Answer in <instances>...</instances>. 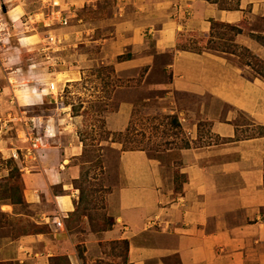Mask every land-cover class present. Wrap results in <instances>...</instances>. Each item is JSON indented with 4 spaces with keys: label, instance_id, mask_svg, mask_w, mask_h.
<instances>
[{
    "label": "crops",
    "instance_id": "0c3cea01",
    "mask_svg": "<svg viewBox=\"0 0 264 264\" xmlns=\"http://www.w3.org/2000/svg\"><path fill=\"white\" fill-rule=\"evenodd\" d=\"M100 1H110L114 12L95 27H111L110 32L104 30L93 39L83 23L82 39L98 43L100 63L113 66L117 78L132 80L136 75L123 72L146 69L141 86L160 93L159 110L173 117L190 136V146L176 155L180 180H174L167 163L146 151L121 150L118 182L106 197L112 224L98 234L84 228L78 241V234L64 225L77 205L71 185L79 175L72 161L82 150L75 134L79 117L59 105L52 107V123L42 121L49 117L31 113L44 95L34 85L27 91L13 85L21 79L16 70L20 69L15 52L19 46L14 44L6 52V63L1 64L9 71L0 67V159L20 152L38 169L22 174V199L28 207L39 209V224L52 225V231L0 236V264H54L59 258L83 264L78 244L85 248V264H90L100 253L99 244L112 242L125 244L126 264H264V136L238 139L235 135L240 130L236 133L234 125L243 115L264 127V84L245 77L225 54L185 48L192 42L205 44L212 21L238 25L242 9L250 2L241 0L240 11L222 10L204 0L87 3ZM235 43L264 56V48L242 33L236 35ZM158 57L165 58L164 80L147 81ZM86 64L83 60L71 64L60 75L69 83L77 82L79 68ZM30 71L28 77L38 78ZM134 106L131 99H120L105 114V129L123 132ZM32 128L42 144L48 142L34 151L38 156L33 163L31 155L24 154L29 146L21 138ZM57 219L61 228L53 223Z\"/></svg>",
    "mask_w": 264,
    "mask_h": 264
},
{
    "label": "rangeland",
    "instance_id": "374dc122",
    "mask_svg": "<svg viewBox=\"0 0 264 264\" xmlns=\"http://www.w3.org/2000/svg\"><path fill=\"white\" fill-rule=\"evenodd\" d=\"M78 1L77 19L71 21L67 27L56 26L53 29L38 27L34 32L19 35L27 41V45L22 40L19 44L14 43L19 46V49L14 51L20 57L16 63L20 69L16 70L21 79L13 85L24 91L34 85L39 93L44 95L39 105L33 109L34 112H31L41 117H49L46 120L42 119L44 123L46 121L52 123V107L56 108L58 105L68 108L72 116L79 117L75 126V134L81 143L82 150L80 155L72 161L79 169V175L71 185L75 191L77 205L75 213L65 222L64 227L70 233L78 234L77 238L80 241V234L84 233V228L98 234L109 229L112 224L106 213V197L118 182V156L121 150L133 148L146 151L148 156L158 159L163 164L167 163L172 168L174 180L177 182L180 177L176 170L178 165L176 155L182 148L190 146V136L187 130L174 122L173 117L159 110L160 104L157 97L160 93L144 90L141 86L145 68L123 72L125 76L136 75L132 80L117 78L113 66L100 63L98 43L83 41L82 33L86 27L91 29L93 39L102 36L104 30L107 33L110 32L111 27H100L99 25L95 27V25L102 20L101 18L106 19L113 16L112 3L100 1L92 4L87 3V0ZM246 1L250 3L242 9L243 19L235 26L241 27L242 34L249 37V32H253L252 30L262 31L264 29V0ZM83 23H86V27H81ZM46 32H50V36L54 39L53 43L45 39ZM213 36V39L208 38L201 46L192 42L185 48L210 50V48L219 46V51H224L221 54H225L232 64L242 69L245 77L259 79L264 84V79L246 66V63L251 62L253 66L259 67L260 65L254 58L264 64V58H262L264 56L236 44V35L226 29L216 28ZM252 41L255 40L252 39ZM81 60L87 63L86 68H79L81 79L77 82H67L60 72L71 64L76 66ZM164 61L163 57L157 58L151 70V80L148 76L147 81L164 80L161 73ZM0 67L8 70L2 65ZM30 70L40 77L38 75L35 79L28 77L27 72ZM50 83L55 85L53 92L48 90ZM120 99H131L135 105L127 127L128 132L126 128L123 132H119L120 134L110 133L105 129L104 116L116 108ZM234 125L236 133L240 130L235 135L238 139L264 136V127L254 125L246 116L239 115L234 120ZM45 135L47 136L44 132ZM48 135L52 136V132H48ZM21 138L26 140L24 136ZM26 143L29 149L24 150V154L26 157L31 155L30 162L32 163L36 161L33 157L38 156L34 151H37V148L43 149L42 147L48 146V142L42 144L39 138L37 148L31 151L30 142L26 141ZM49 144L52 146L50 142ZM26 167L28 171L23 170ZM35 172H38V169L33 168L24 160L23 153L21 155L17 152L5 159H0V227H3L0 229V236L16 238L25 234L52 231V225L39 224L42 215L38 208L35 210L28 207L25 202H20L24 190L22 174ZM99 245L100 253L92 257L90 264H126L123 242ZM76 250L78 257H81L85 264L83 256L85 248L78 244ZM54 264L69 263L65 258H59Z\"/></svg>",
    "mask_w": 264,
    "mask_h": 264
},
{
    "label": "built area",
    "instance_id": "2783aa9c",
    "mask_svg": "<svg viewBox=\"0 0 264 264\" xmlns=\"http://www.w3.org/2000/svg\"><path fill=\"white\" fill-rule=\"evenodd\" d=\"M77 4L76 0H0V65L6 63V52L13 44L21 42L20 34L34 32L38 27H67L71 21H75ZM46 34L45 39L53 43L50 32ZM48 90H55L54 83L49 84ZM31 125L33 127L34 124L31 122ZM25 138L30 142L31 149L37 148L39 138L33 128L25 133ZM53 223L57 228L62 227L58 219Z\"/></svg>",
    "mask_w": 264,
    "mask_h": 264
},
{
    "label": "trees",
    "instance_id": "16d2710c",
    "mask_svg": "<svg viewBox=\"0 0 264 264\" xmlns=\"http://www.w3.org/2000/svg\"><path fill=\"white\" fill-rule=\"evenodd\" d=\"M206 2L212 3V4H216L218 5V7H220L222 10H226V11H236L239 8V0H204ZM264 20V17H263ZM216 28H221V29H226L230 32H232L234 35H238L241 34V29H239L237 26L235 25H230V24H226V23H222V22H218V21H212L211 22V31H210V35L209 38L213 39V31ZM253 32H249V38L255 40L261 47L264 48V29L262 31L260 30H252ZM219 47V46H218ZM218 47L216 48H210V50L215 51V52H220V53H224V51H219ZM257 62V64H259L260 66H253L252 63H246V66L250 67L258 76H260L261 78L264 79V64L262 62H260L257 58H254ZM174 122L176 124L177 121L175 119H173ZM128 130V128L126 129V131ZM128 132V131H127ZM120 134V133H119ZM128 150H138V149H133L130 148ZM128 150H122V151H128ZM21 203H24L22 197L20 199ZM81 258V257H80Z\"/></svg>",
    "mask_w": 264,
    "mask_h": 264
}]
</instances>
